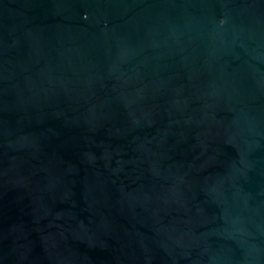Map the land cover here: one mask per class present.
Here are the masks:
<instances>
[{
    "label": "water",
    "instance_id": "1",
    "mask_svg": "<svg viewBox=\"0 0 264 264\" xmlns=\"http://www.w3.org/2000/svg\"><path fill=\"white\" fill-rule=\"evenodd\" d=\"M0 264H264V0H0Z\"/></svg>",
    "mask_w": 264,
    "mask_h": 264
}]
</instances>
